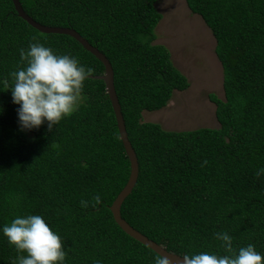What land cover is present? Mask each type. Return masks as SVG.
I'll list each match as a JSON object with an SVG mask.
<instances>
[{"label":"trees","instance_id":"obj_1","mask_svg":"<svg viewBox=\"0 0 264 264\" xmlns=\"http://www.w3.org/2000/svg\"><path fill=\"white\" fill-rule=\"evenodd\" d=\"M211 28L225 98L219 127L145 121L190 86L155 43L157 0H21L111 61L139 177L122 216L199 264H264V0H186ZM105 65L76 38L44 33L0 0V264H163L111 206L131 161Z\"/></svg>","mask_w":264,"mask_h":264},{"label":"rangeland","instance_id":"obj_2","mask_svg":"<svg viewBox=\"0 0 264 264\" xmlns=\"http://www.w3.org/2000/svg\"><path fill=\"white\" fill-rule=\"evenodd\" d=\"M162 19L156 27L155 43L165 45L176 67L190 81L184 91L175 90L170 103L159 110H145L144 120L158 122L170 130L219 127L214 93L225 98L224 71L216 53L217 40L186 0H157Z\"/></svg>","mask_w":264,"mask_h":264},{"label":"water","instance_id":"obj_3","mask_svg":"<svg viewBox=\"0 0 264 264\" xmlns=\"http://www.w3.org/2000/svg\"><path fill=\"white\" fill-rule=\"evenodd\" d=\"M15 9L18 12L19 16L25 19L33 27L37 28L39 31L44 33H59V34H68L76 38L86 49L91 51L97 58H99L105 65V71L103 74L98 75L97 77L103 79L106 83L107 93L111 99L113 109L117 118V123L121 135V139L124 143L127 155L131 161V174L129 180L122 191L119 193L117 198L114 200L111 210L114 214L116 222L121 226V228L142 242L143 244L149 246L160 254L164 258L163 264H199L194 260L188 258L185 255L177 254L171 251H168L161 244L157 243L153 239L149 238L136 228H134L123 216L121 213L122 204L125 199L131 194L133 188L135 187L138 177H139V160L137 153L132 145V142L129 138V134L126 127V121L124 114L122 112V106L119 101V97L116 91L115 86V71L114 67L109 60V58L104 54L98 47L92 45L88 39H86L80 32L71 27L63 26H49L42 24L35 20L30 14L24 9L21 0H13Z\"/></svg>","mask_w":264,"mask_h":264},{"label":"clouds","instance_id":"obj_4","mask_svg":"<svg viewBox=\"0 0 264 264\" xmlns=\"http://www.w3.org/2000/svg\"><path fill=\"white\" fill-rule=\"evenodd\" d=\"M203 19V18H202Z\"/></svg>","mask_w":264,"mask_h":264}]
</instances>
